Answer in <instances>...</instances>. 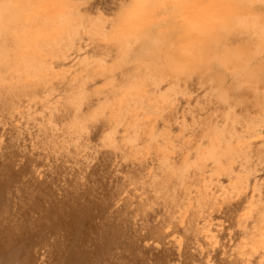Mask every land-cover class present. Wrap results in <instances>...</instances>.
<instances>
[{
	"label": "bare ground",
	"instance_id": "obj_1",
	"mask_svg": "<svg viewBox=\"0 0 264 264\" xmlns=\"http://www.w3.org/2000/svg\"><path fill=\"white\" fill-rule=\"evenodd\" d=\"M258 7L0 0V264H264Z\"/></svg>",
	"mask_w": 264,
	"mask_h": 264
},
{
	"label": "rangeland",
	"instance_id": "obj_2",
	"mask_svg": "<svg viewBox=\"0 0 264 264\" xmlns=\"http://www.w3.org/2000/svg\"><path fill=\"white\" fill-rule=\"evenodd\" d=\"M120 0H91L92 4L95 7H98L104 11H110L112 10L119 2ZM258 10H264L260 7L257 8ZM255 61H260L263 63L262 66V73H261V78L264 80V55H257L255 58ZM223 83L229 88V94L230 98L234 99H240L242 94L246 92V84L239 82L237 83L231 75L226 74L223 79ZM213 82H207L200 86L198 84H194L192 88V97L194 100L198 99L199 101H202L201 99H205L207 94L211 92L214 88ZM244 107V106H243ZM240 108V107H239Z\"/></svg>",
	"mask_w": 264,
	"mask_h": 264
}]
</instances>
